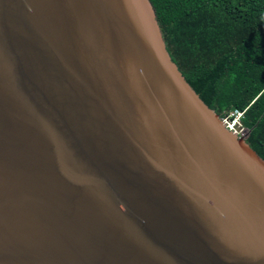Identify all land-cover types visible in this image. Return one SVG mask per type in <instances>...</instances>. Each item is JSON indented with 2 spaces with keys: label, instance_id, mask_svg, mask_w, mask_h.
I'll use <instances>...</instances> for the list:
<instances>
[{
  "label": "water",
  "instance_id": "95a60500",
  "mask_svg": "<svg viewBox=\"0 0 264 264\" xmlns=\"http://www.w3.org/2000/svg\"><path fill=\"white\" fill-rule=\"evenodd\" d=\"M246 140L149 0H0V264H264Z\"/></svg>",
  "mask_w": 264,
  "mask_h": 264
},
{
  "label": "trees",
  "instance_id": "16d2710c",
  "mask_svg": "<svg viewBox=\"0 0 264 264\" xmlns=\"http://www.w3.org/2000/svg\"><path fill=\"white\" fill-rule=\"evenodd\" d=\"M167 51L220 117L264 159V0H149Z\"/></svg>",
  "mask_w": 264,
  "mask_h": 264
},
{
  "label": "built area",
  "instance_id": "2783aa9c",
  "mask_svg": "<svg viewBox=\"0 0 264 264\" xmlns=\"http://www.w3.org/2000/svg\"><path fill=\"white\" fill-rule=\"evenodd\" d=\"M233 116H235V119L233 121H229V120H226V121L241 136V133L245 132V130L243 129V127H242V125L240 123V119L243 117V114L235 113V115H233ZM232 122H233V124H231Z\"/></svg>",
  "mask_w": 264,
  "mask_h": 264
},
{
  "label": "rangeland",
  "instance_id": "374dc122",
  "mask_svg": "<svg viewBox=\"0 0 264 264\" xmlns=\"http://www.w3.org/2000/svg\"><path fill=\"white\" fill-rule=\"evenodd\" d=\"M231 124H233V122H232ZM237 125H238V124H237ZM240 137H241V138H242V137L247 138V131L242 132Z\"/></svg>",
  "mask_w": 264,
  "mask_h": 264
}]
</instances>
